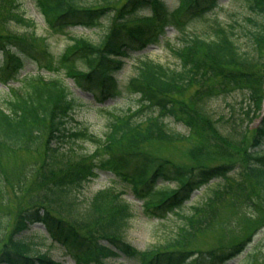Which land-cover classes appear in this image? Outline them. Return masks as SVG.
I'll return each mask as SVG.
<instances>
[{
    "label": "trees",
    "instance_id": "trees-1",
    "mask_svg": "<svg viewBox=\"0 0 264 264\" xmlns=\"http://www.w3.org/2000/svg\"><path fill=\"white\" fill-rule=\"evenodd\" d=\"M33 2L52 34L106 26L98 41L74 36L58 53L49 42L38 48L21 36L20 28L34 25L21 0H0V82L8 91L0 102V147L42 153L33 168L39 194L14 222L5 217L1 224L2 236L10 234L8 241L0 238V264H61L41 251L48 239L75 264H108L120 256L136 264H220L242 254L251 239L198 253L192 246L220 221L224 204H254L248 179L264 207V0H178L173 9L165 0ZM157 44L167 47L173 65L141 53ZM123 57L134 59L136 74L119 79ZM29 64L51 74L20 77ZM66 79L99 103L129 97L137 105L98 106L108 131L95 134L77 119L82 100ZM219 99L221 113L212 106ZM152 140L184 141L197 158L218 150L240 159L187 167L148 153ZM86 141L93 152L79 151ZM100 172L112 174L113 184L87 197L84 187ZM6 186L0 167V195ZM203 188L201 201L190 204ZM127 192L148 218H180L162 245L138 250L127 240L133 216ZM35 221L45 228L37 237L30 230Z\"/></svg>",
    "mask_w": 264,
    "mask_h": 264
},
{
    "label": "rangeland",
    "instance_id": "rangeland-1",
    "mask_svg": "<svg viewBox=\"0 0 264 264\" xmlns=\"http://www.w3.org/2000/svg\"><path fill=\"white\" fill-rule=\"evenodd\" d=\"M171 9L177 6L178 0H165ZM22 8L24 9L26 17L33 20L34 25L27 28H20V34L27 41H32L38 48H42L43 44L49 42L51 48L56 52H61L60 50L66 45L71 44L73 41L72 37H87L92 41H98L103 35V26L100 28H84L75 27L72 31L67 34H52L48 30L45 20L43 19L41 13L35 8L33 0H21ZM229 2V0H222V4ZM97 5H101V0H96ZM148 10L145 9L144 13ZM222 15V14H220ZM106 22L105 19L102 21ZM0 21V33H3V27ZM24 34V35H22ZM176 31L173 27L168 26L166 30L167 37L174 40ZM26 35V36H25ZM31 36L29 38V36ZM140 52H133L132 55L139 54ZM146 57L154 59L155 61H160L165 64H172L174 58L168 53L167 47L163 44L148 45L146 49L141 51ZM124 65L121 70L118 71L115 77L119 79L125 78V75L136 74V69L134 66V59L130 57H123ZM45 73L51 74L44 69L38 70L35 64H29L25 66L20 72V77H23L27 73ZM66 81L72 85V91L76 94L79 99L82 100L81 109L77 113V119L85 125H88L89 130L95 134H104L108 131V124L106 123L105 116L99 112L98 106L115 105L118 110H127L128 107H135L137 104L131 98H121L108 99L106 103H99L93 99L90 92L83 91L76 87L71 80L66 79ZM9 84L19 87L20 81L13 82L10 81ZM7 85L0 82V102L7 95ZM231 100V99H228ZM185 101L189 99L185 98ZM213 107L220 109L219 113L225 110V102L222 99L215 100L212 104ZM262 110L264 113V101L262 102ZM116 108V109H117ZM260 119L256 120L255 125L258 124ZM77 123H79L77 121ZM176 131L180 133H187V128L181 125L175 126ZM79 151H91L93 152L95 147L92 146L90 141H86L82 144ZM186 142H173L168 143L160 140H152L150 143L145 145V150L157 156L160 159H167L172 162L176 161L177 164L192 167L193 165H198L204 162L209 164L224 163L230 161H236L240 159V155L225 156V152H219L218 150H210L208 155H202L199 158L196 156H191L187 151L191 148ZM0 167L5 173L7 179L6 190L3 195H0V238L5 240L10 234L3 235V226L1 224L10 218L13 222L17 216V212L23 209L27 205V201L33 199L35 195L39 194L41 187L39 186L36 178L38 172L33 169L36 164L42 161V153H36L29 150H13L6 146L0 147ZM225 153V154H224ZM237 153V152H236ZM112 174L106 172H100L99 175L94 177L86 186L84 187V194L89 197L95 192L100 191L105 187H109L113 184ZM249 191L251 202L254 203L251 207H234L233 204L229 202L224 204L220 216V221L217 224H213L206 231L199 233L192 249L195 253L199 251H210L214 249H219L221 246H231V244L247 241L251 239V242L246 244L248 247L242 254L234 256L232 259L223 260L220 264H264V207L259 202L258 199V188L255 182L251 179L249 180ZM116 188L115 183L112 185ZM117 189V188H116ZM205 188L199 190L195 196L189 201L190 204L197 203L203 195ZM124 198H126L133 208V216L130 218L129 228L127 229L126 238L135 246L138 250L154 249L157 245H162L166 237L170 236L174 228L179 223L180 218L178 216H172L165 219L162 218H148L142 212L140 208V202L133 198L129 192L125 193ZM201 201V200H200ZM189 204V205H190ZM108 207V206H107ZM190 210V207L186 206V212ZM6 217V218H5ZM13 222L10 223L9 231L13 226ZM32 231L33 237H37L38 234L42 233L44 230V225L40 224L38 221L32 224L30 229ZM8 241V240H5ZM4 241V242H5ZM194 242V241H193ZM6 243V242H5ZM49 239L46 243L41 245V251L45 253H50L55 260L59 261L61 264H75L72 256L67 255L65 248L62 245H51L49 244ZM253 248H255L253 250ZM252 250V252H251ZM251 252V253H250ZM108 264H136L126 258H117L113 260H106Z\"/></svg>",
    "mask_w": 264,
    "mask_h": 264
}]
</instances>
